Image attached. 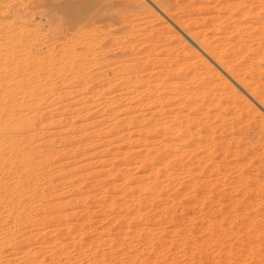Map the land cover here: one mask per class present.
<instances>
[{
  "label": "rangeland",
  "instance_id": "374dc122",
  "mask_svg": "<svg viewBox=\"0 0 264 264\" xmlns=\"http://www.w3.org/2000/svg\"><path fill=\"white\" fill-rule=\"evenodd\" d=\"M0 94V264H264V0H0Z\"/></svg>",
  "mask_w": 264,
  "mask_h": 264
},
{
  "label": "bare ground",
  "instance_id": "6f19581e",
  "mask_svg": "<svg viewBox=\"0 0 264 264\" xmlns=\"http://www.w3.org/2000/svg\"><path fill=\"white\" fill-rule=\"evenodd\" d=\"M263 36V35H262ZM195 41V40H194ZM262 53V52H261ZM262 55L258 58H261ZM252 64V63H251ZM249 65V64H248ZM253 68V67H252ZM250 69V68H249ZM248 70V69H247ZM258 70V69H257ZM234 72V71H233ZM206 83V82H204ZM212 83V82H211ZM206 86V85H205ZM211 87V86H210ZM201 88V87H200ZM204 88V87H203ZM259 90V89H258ZM194 91V90H193ZM261 92V91H260ZM202 93V92H201ZM1 95V94H0ZM23 95V94H22ZM215 95V94H214ZM3 96V95H2ZM213 96V95H212ZM221 96V95H220ZM196 97V96H195ZM223 97V96H222ZM263 97V96H262ZM217 98V97H216ZM4 101H8V99L2 98ZM216 100V99H215ZM2 101V102H4ZM221 101V100H220ZM211 102V101H210ZM223 102V100H222ZM221 103V102H220ZM225 105V104H224ZM219 106V105H218ZM10 107V106H9ZM207 107V106H206ZM10 110V109H9ZM13 112V111H12ZM7 113V112H6ZM11 113V112H10ZM8 114V113H7ZM6 116V115H5ZM33 118V117H32ZM8 119V118H7ZM33 121V120H32ZM35 121V120H34ZM30 118L27 119L24 115H21L19 117L13 118L11 121H3L2 118L0 117V154H8V151L11 150L14 153L12 154H32L31 151H33L32 148H30L28 145L25 144L26 138H20L18 139L17 137L19 135L24 134V131L28 129L30 126ZM29 123V125H28ZM33 123V122H32ZM31 123V124H32ZM189 125V124H188ZM27 126H29L27 128ZM32 127V126H31ZM26 132V131H25ZM28 133V132H27ZM29 134V133H28ZM263 134V133H262ZM32 135V134H31ZM34 136V135H33ZM8 139L10 141L11 149L8 150V148L3 146V140ZM262 138V137H261ZM23 139V141H22ZM25 139V141H24ZM258 140V139H257ZM261 140V139H260ZM263 141V140H262ZM257 144V143H256ZM260 145V144H259ZM8 150V151H7ZM37 150V149H36ZM10 153V152H9ZM38 153V152H37ZM188 154V153H187ZM209 154V153H208ZM246 156V155H245ZM23 157V156H22ZM15 158V157H14ZM250 159V158H249ZM247 160V158H246ZM2 163V162H1ZM10 167V166H9ZM25 167V166H24ZM10 169V168H9ZM25 170V169H24ZM251 181V180H250ZM239 184V183H238ZM20 186V185H19ZM6 187V186H5ZM23 195V194H22ZM254 195V194H253ZM256 200V199H255ZM248 206V205H247ZM261 223V222H260ZM264 224V223H263ZM258 225V224H257ZM260 228V226H258ZM256 229V228H255ZM254 229V230H255ZM257 230V229H256ZM263 246V245H262ZM261 248V247H260ZM264 249V247L262 248ZM260 250V249H259ZM263 252V251H260ZM260 252L258 254H260ZM264 253V252H263ZM256 254V255H258ZM260 256V255H259ZM264 256V255H262ZM242 257V256H241ZM257 258V257H256ZM261 258V256H260ZM260 261V260H259ZM262 261V260H261Z\"/></svg>",
  "mask_w": 264,
  "mask_h": 264
}]
</instances>
